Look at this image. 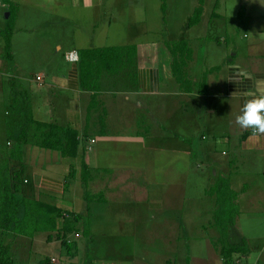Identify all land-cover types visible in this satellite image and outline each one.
<instances>
[{
  "label": "crops",
  "instance_id": "obj_1",
  "mask_svg": "<svg viewBox=\"0 0 264 264\" xmlns=\"http://www.w3.org/2000/svg\"><path fill=\"white\" fill-rule=\"evenodd\" d=\"M177 1L180 2L179 9L176 10V16L171 17L170 4ZM199 1L78 0V3H75L74 0L8 2L3 0L2 8L6 22L11 9L15 13L11 37L12 56L17 55L18 47L23 48V56L28 54L26 50H35L37 59L47 64L45 71L35 74V79L41 74L43 81L39 83L36 79L38 84L45 85L46 76L49 77V83L34 91L33 100L26 89L32 103L34 118L63 126L70 125L78 130L80 140L78 155L75 157L63 156L59 150L37 146L28 147L30 151L28 164L22 161L16 165L14 159L15 164H10L11 172L20 169L22 163L25 165L21 191L17 193V197H30L55 203L68 208L71 212L88 215L90 221L89 213L94 212L92 203L95 206L97 203L107 202L108 191L114 192L117 185L125 191L122 200L127 196L128 190H147L144 188L145 182L149 181V174H153L150 166L152 154L153 158L158 157L164 164L171 163L170 170L174 175L177 173L188 176L192 172V180L196 179V175L201 178L208 175L204 167L208 168L209 176L201 187L205 196L208 195L209 187L219 177H228L231 187L239 193L236 199L239 205L236 222L244 214L245 203L254 205L257 198L264 199V181L257 186L249 179L253 168L264 160V137H252L250 132L239 128L235 118L240 114L244 97L242 95L232 97L235 91L243 93L251 89L253 80L264 79V41L259 38L264 34V0H204L200 19L197 23L191 24V16L200 4ZM119 14L125 15L126 18L118 19ZM244 23L259 31V35L250 41H243L242 36L248 35L243 28ZM116 24L124 25V28L125 25L130 27L140 25L147 31L170 32L175 28L172 25L178 24L180 30L188 31V34L180 35L181 37H172L170 34L168 39H187L193 48V38L203 39L201 32L211 31L213 35L210 40L204 39L206 49L197 60L199 63H195V58L197 59L195 55L189 60L187 68L190 73H187V79L192 80L190 89L183 87L173 74L171 68L173 56L166 39L145 43L140 41L131 67L129 68L128 64L125 66L128 70L102 71L96 90L83 86L80 60L73 62L66 59L65 52L77 49L81 58V50L84 48L128 42L124 41V36L113 32ZM214 28L221 32L227 31L228 35L215 34ZM189 30H192L193 34H190ZM1 38L2 44L6 45L4 35H1ZM213 38L221 43L230 39L228 48L220 50L218 47L222 45H219L211 50L215 44ZM129 39L134 43L137 38ZM113 40L121 41L116 43ZM144 51L149 58V63L146 64L136 57L142 55ZM61 54L64 55L66 67L63 63H53ZM235 65L249 72L253 80L240 79L232 82L235 77ZM197 68H200L199 74ZM203 70L206 71L204 76L206 80L201 84ZM123 82L129 86L125 87ZM1 87L7 93L4 100L8 106L10 88L4 86L3 81ZM93 96L95 103L93 108L89 109ZM10 111L5 110V113L10 114ZM199 116L202 118L199 119ZM192 118L200 135L195 136V129L188 130L189 125L192 126ZM109 119L134 129L130 132L114 133L109 129ZM5 120L2 125L4 130L9 127L11 130L17 128L18 117L15 113L11 120L6 122ZM91 130L95 132L90 133ZM4 141L5 139H0V143ZM43 148L49 158H46V155L40 157L36 153ZM19 149L22 154L25 146ZM85 151L88 153L85 154ZM78 157L81 160V169H77L75 178L79 179L80 175L82 177L83 160L90 175L87 186L80 179L85 187V204L81 210L77 209L75 203L67 202L66 205L61 203L62 199L65 200L63 196L66 191V180L63 176L42 170L45 163L50 161L58 163L62 159ZM132 158L138 159L141 165L125 161ZM28 165L32 175H25ZM65 170L71 176L69 171L71 169L67 167ZM102 174L110 176L112 181L110 182L108 178L107 182ZM134 175H139L143 181L136 183ZM206 182L209 185H206ZM173 184L174 186L169 189L180 186L181 192L185 183L183 184L181 179H174ZM94 187L95 190H92ZM87 188L96 194V197L101 196L103 200L89 203ZM128 195L130 196V193ZM208 196L215 199L211 194ZM244 196L248 201L244 200ZM180 198L181 194L179 201ZM176 201L173 202L174 206H182ZM149 206H152V203ZM211 210L214 211L213 207ZM40 232L47 233L36 231L32 237L13 232L15 235L12 238L14 240L11 243L12 250L15 251L19 240L27 238L30 239L28 243L34 245ZM250 252L251 246L248 252H236L233 257L242 256L248 259ZM242 258L236 259L238 264H242ZM222 259L223 257L220 258L221 264H224Z\"/></svg>",
  "mask_w": 264,
  "mask_h": 264
},
{
  "label": "rangeland",
  "instance_id": "obj_2",
  "mask_svg": "<svg viewBox=\"0 0 264 264\" xmlns=\"http://www.w3.org/2000/svg\"><path fill=\"white\" fill-rule=\"evenodd\" d=\"M5 1L8 2L9 0ZM179 6V1L171 2L169 8L171 17L176 16V10L179 9ZM5 17L2 8L0 14V139H5V141L4 143H0V167L5 160H8L11 165L15 164V162L16 165H19L22 161L28 164L30 160L28 155L30 151L28 147L33 148L39 146L32 140L25 145H18L15 138L10 134L12 132L10 127L6 128V130L2 128L5 119L6 122L13 118V113L11 111L10 114L5 113V110L9 108L4 100L7 93L5 89L1 87L2 81L4 86H9V79L11 77L20 78L25 82L24 84L19 79L23 83L25 89H28L31 99L34 91L45 86L49 81V77L46 76L45 85L41 86L35 79V74L39 71H43L47 66V64L41 62L39 58L37 59L35 50L26 48L28 49H25L28 51V54L23 56V48L18 47L17 55L13 57L10 48L2 44L1 35H4L3 30H5V25L7 23ZM117 17L121 20L126 18L125 15L120 14ZM13 21H15L14 17ZM172 26L175 28L170 32L147 31L140 25L134 27L125 25L126 28H124V25L117 26L116 24L113 28V32L115 34L119 33L121 36L125 37L124 41H128L119 45L123 47L132 46V48L135 47V49L138 50V43H140V41L145 43L152 40L156 41L157 39H166L167 43L168 41H173L168 39L170 34H172V37L188 34V31L180 30L178 24ZM243 28L248 33L247 36H242L243 41H250L259 35V31H256L245 23L243 24ZM189 33L193 34V31L189 30ZM214 33L220 36L228 35L227 31L221 32V30H217L216 28H214ZM241 33L243 35V32ZM201 35L203 39L193 38L194 48L190 45L196 53L195 54L193 50V55L197 56V59L195 58V63H199L197 60L202 55V51L206 49L204 39L210 40L213 34L209 30H203ZM131 37L137 38L134 43L129 39ZM259 38L264 41V34H261ZM213 40L215 44L212 45L211 50L219 45H222L218 47L220 50H223V48L227 49L230 43V39L227 41L223 40V43L216 41L215 38H213ZM118 41L121 40H113V42L116 43H119ZM141 54L142 55L136 57L141 60V62H144L143 64L149 63V58L146 56L145 51ZM56 59L57 60L53 62L54 64L63 63L66 67L64 55L61 54ZM188 64L189 61L183 68L179 61V71L184 69L185 74L190 73V70L187 68ZM130 67L131 64H129V68ZM121 70H128V67H123ZM46 71L50 74L48 70ZM103 71L106 72L107 70L104 69ZM197 72L198 74L200 73V68H197ZM202 73V78H205L206 71L203 70ZM123 85L125 87L129 86L125 84V82H123ZM198 118L201 119L202 116ZM108 124L109 129L114 133L118 131L130 132L134 129L130 126L116 123L114 119H109ZM195 124L196 123L193 121L192 126L189 125L188 130L191 129L190 131H192L195 129V136L200 135ZM93 132H95V130L90 131V133ZM198 139L199 141L202 140L201 137ZM21 146H25V149L21 157L18 158V151ZM14 153H17V156L11 158V155ZM36 153H38L40 157L48 155L44 148L36 151ZM86 153L88 152L85 151V154ZM46 158H49V156ZM125 161L136 164L140 163L138 159L134 158ZM170 164H164L158 157L153 158L151 154L150 166H152L153 174H149V181L145 182L146 185L144 187L148 191H141L139 189H134L132 191L128 190L126 192L127 196L122 200L121 197H123L125 191L121 189V186L118 187L117 185L114 192L108 191L107 202L101 204L97 203L95 206L91 202V207L94 212L93 214L89 213V216L91 215L90 221L88 215L79 213L82 217L78 221H74V229L64 231L63 236L65 240L71 243V250L74 253L73 256L68 253L67 246L62 245L60 238L57 236V230H53V240H48L47 235L49 232L38 233L34 245L28 243L30 242L29 238L24 239L28 240H23L24 242L19 240L20 242H18L14 248L15 251L12 250L14 260H16L15 264H221V239H224L226 244H232L242 242L243 238L247 240L249 247L251 246V252L249 253L250 257L248 259H246L247 257L242 258V256L233 257V264H238L236 259L239 260L240 258L243 259L242 264H264V199L257 198L254 205H247V203H245L244 214L239 217V220L234 225L231 224L227 227L225 225L219 226V224L215 222L214 211L211 210L212 207L213 210H215V199L208 196L210 193H208L206 197L203 193V189L201 190V187L205 183V179L209 176L208 168L204 167V171L207 169L206 172L208 175H204L202 178L196 175V179L192 180V172L188 175L190 177L187 175L181 176L177 173L174 175L170 170ZM139 165H141V163ZM67 167L71 169L69 171L74 177L67 174L65 170ZM77 169H81V160L79 157L62 159L58 163L53 160L50 161V163H45L44 168L42 167L43 171L53 172V174L57 176H63L66 180V191L63 196L66 202L62 199L61 203L65 205L67 202L75 203L77 209L81 210L85 204V187L80 181L81 175L79 179L78 177L75 178ZM201 170H203V168ZM25 175H32L29 165ZM261 175L264 176V160H261L259 164L253 168L252 174L249 177L251 183H253V185L257 184L258 186L261 181H264V177H261ZM102 176L106 177L107 182L108 178L109 180L111 178L105 174H102ZM134 177L136 183L143 181V178H140L139 175H134ZM174 179H181L183 184L185 183L181 192L180 186H176V188L172 190L169 189L174 186ZM111 181L112 179L110 182ZM207 181L209 182V180ZM208 182H206V185ZM184 186L186 190H184ZM93 189L95 190V187L92 188V190ZM128 193H130V196ZM180 194L181 198L179 201ZM169 198H171V200ZM173 198L177 200V203H181L182 206H174ZM245 198L246 196H244V200H246ZM96 200L100 202L103 198L99 196L98 199H92L94 202ZM171 201L172 204H170ZM251 202L253 201L251 200ZM151 203L152 206H149ZM156 203L162 205L157 206L158 204ZM61 208L63 210V216L59 218V228H62L66 222H71L73 220V215L70 214V210L63 206H61ZM221 227L224 229L222 228L221 230ZM87 228L90 229L89 232L86 231ZM14 235L12 231L5 233L0 230V240L5 242L13 243L14 240L12 238ZM234 254L236 255V252Z\"/></svg>",
  "mask_w": 264,
  "mask_h": 264
},
{
  "label": "trees",
  "instance_id": "obj_3",
  "mask_svg": "<svg viewBox=\"0 0 264 264\" xmlns=\"http://www.w3.org/2000/svg\"><path fill=\"white\" fill-rule=\"evenodd\" d=\"M5 1V0H4ZM204 0H200V4L195 8L191 16L190 23H197L203 10ZM13 17L15 13L11 9V14L6 23L4 37L6 47L11 50V37L13 27ZM167 46L172 53L173 59L171 68L180 84L190 89L192 80L187 79L184 69L179 71L178 63L181 62L182 67L192 58L193 49L189 45L187 39L168 41ZM135 47H126L122 45H110L95 48H84L81 50L80 71L81 82L83 86L96 90L99 85L100 73L105 69L109 72L117 71L127 64L132 65L135 54ZM10 54V52H9ZM184 68V67H183ZM206 78H203V84ZM9 110L18 117L17 128L10 133L16 140L18 145H25L31 140L44 148L59 150L63 156L75 157L78 155L80 144L78 130L72 126H63L56 122L37 120L33 116L32 103L27 95V91L23 83L14 77L9 79ZM94 96L89 109L94 106ZM18 158L21 157L19 149ZM17 152V153H18ZM17 153L11 155L15 158ZM82 181L87 186L90 175L88 166L83 160L82 162ZM25 165L22 163L20 169L11 172L8 160H5L0 167V230L5 233L12 231L19 234L34 236L36 231H47L48 240L53 239V230H57L58 238L62 245L67 246L68 253L74 255L71 250V243L63 238L64 231L74 229V221H78L82 216L77 212H71L73 220L66 222L62 228H59V218L63 216L62 208L55 203H47L40 199L30 197H17V193L21 191V179L24 173ZM74 177L73 175H71ZM208 193L215 196L216 207L214 210L215 222L220 225H234L236 217L239 213V205L236 202L238 191L231 187L230 179L227 177H219L218 180L209 187ZM87 200L90 203L92 199H97L87 188ZM223 227L220 229L222 230ZM224 229V228H223ZM89 232V229L87 230ZM222 245L220 253L223 257L224 264H233V255L235 252L246 253L250 250L248 242L243 238L242 242L226 244L221 239ZM0 264H15L12 244L0 240Z\"/></svg>",
  "mask_w": 264,
  "mask_h": 264
},
{
  "label": "clouds",
  "instance_id": "obj_4",
  "mask_svg": "<svg viewBox=\"0 0 264 264\" xmlns=\"http://www.w3.org/2000/svg\"><path fill=\"white\" fill-rule=\"evenodd\" d=\"M74 2L78 3V0ZM66 58L75 60L78 58L77 53L73 51ZM234 68L235 77L232 82L235 83L240 79L253 80L252 75L239 65H235ZM237 95H242L244 100L235 123L240 129L250 132L252 137H264V79L253 80L252 88L243 93L237 91L232 93V97Z\"/></svg>",
  "mask_w": 264,
  "mask_h": 264
},
{
  "label": "built area",
  "instance_id": "obj_5",
  "mask_svg": "<svg viewBox=\"0 0 264 264\" xmlns=\"http://www.w3.org/2000/svg\"><path fill=\"white\" fill-rule=\"evenodd\" d=\"M2 6H3V0H0V11H1ZM73 51H75V52L77 53V57H78V58L75 59V60H71V59H68V58H66V59H68V60H70V61H73V62H77V61L80 60V53H79V51H78L77 49H71V50H68L67 52H65V57H67L68 54L71 53V52H73ZM36 79H37V81H39V83H41V82L43 81V75L38 74V75L36 76ZM92 140H94V139H92ZM55 260H56V259H55Z\"/></svg>",
  "mask_w": 264,
  "mask_h": 264
}]
</instances>
